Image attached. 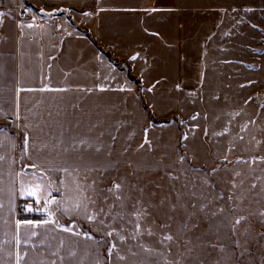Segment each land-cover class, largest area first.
<instances>
[{
    "label": "crops",
    "instance_id": "1",
    "mask_svg": "<svg viewBox=\"0 0 264 264\" xmlns=\"http://www.w3.org/2000/svg\"><path fill=\"white\" fill-rule=\"evenodd\" d=\"M23 7L32 15H19ZM60 8L68 11L39 14ZM238 20L249 27L234 31ZM249 33L252 44L244 43ZM263 45L264 0H0V264H16L17 252L20 264H105L107 216L120 210L106 214L114 197L105 189L113 182L152 183L154 170L176 167L195 82H229V65L249 63L229 54L262 55ZM137 82L153 117L174 118L170 123L151 121ZM81 140L94 147L64 151ZM32 165L47 176L25 172ZM77 179L82 186L96 182L95 203L86 201L87 213L64 214ZM37 183L45 220L22 221L19 201L37 202L25 190ZM55 198L61 203L43 211L45 199ZM121 227L119 219L113 229Z\"/></svg>",
    "mask_w": 264,
    "mask_h": 264
},
{
    "label": "rangeland",
    "instance_id": "2",
    "mask_svg": "<svg viewBox=\"0 0 264 264\" xmlns=\"http://www.w3.org/2000/svg\"><path fill=\"white\" fill-rule=\"evenodd\" d=\"M239 21L233 24L236 32H240L244 25ZM244 26L249 27L247 23ZM250 34L244 38V43H254L256 39ZM232 57L249 60V63L229 65V82H195L188 92L186 107L189 115L180 129L179 155L183 159L179 164L168 171L154 170L152 183L143 180L122 183L125 213L133 211V201L141 200L152 214L146 225L151 226L157 238L164 234L178 238L171 242L172 256H168L166 246L156 243V238L142 236L139 243L163 252L164 256L149 255L133 247L138 253L133 257L127 249L137 241L122 244L118 237L106 235L105 264H165V257L184 264L182 257L188 254V249H191L192 256L199 258L192 264H264V216L260 215L264 212V52L262 55L229 54V58ZM222 159L228 162L221 163ZM171 176L179 179L173 180ZM185 184L187 189L183 188ZM135 188L143 189V194ZM192 191L196 193L198 207L189 223L198 227L190 230L183 226L188 213L173 214L170 205L176 202L177 192L186 201L184 193ZM128 195H131V201L127 199ZM221 196L224 199H220ZM34 202L40 209L39 203ZM202 206L203 211H200ZM221 208L224 209L222 213L219 212ZM118 209L120 212L117 205ZM191 211L189 208L188 212ZM213 212L217 215L212 216ZM170 216L173 218L169 219ZM241 216L247 220L237 225L233 234L232 225ZM114 217L116 214L107 216L106 225L111 228L106 233L119 222V218ZM128 221L127 216L120 220L122 227L127 228L122 235L127 236L132 230ZM161 224H171L172 227L161 228ZM146 225L142 222V227ZM234 241H238L240 247ZM113 243L117 248L109 256L108 249ZM209 244L224 246V252L208 247ZM240 253L244 254L241 256ZM117 254L125 255L127 259L118 260Z\"/></svg>",
    "mask_w": 264,
    "mask_h": 264
},
{
    "label": "snow or ice",
    "instance_id": "3",
    "mask_svg": "<svg viewBox=\"0 0 264 264\" xmlns=\"http://www.w3.org/2000/svg\"><path fill=\"white\" fill-rule=\"evenodd\" d=\"M40 11H44L43 9H41ZM63 11H68V9H63ZM47 15H52V13H46ZM23 27V26H21ZM27 27H32L31 24L27 25ZM136 57H132V59H135ZM42 91L44 90H49L47 88L45 89H41ZM102 91L104 89H101ZM124 90V89H121ZM152 89H149V91H151ZM147 131V130H146ZM100 136H103V132L100 133ZM99 139V138H98ZM111 139L115 140V137H112ZM28 143V137L27 135L25 136V145H27ZM145 143H149L150 142L147 140V137H145ZM78 144H87L86 141H75L72 144H70L69 146L65 147L64 151L68 152L71 151L73 153L78 152L79 149L77 147ZM88 147H94L93 145L87 144ZM141 148L144 147L143 144L140 145ZM95 152L100 153L102 152V147H95ZM110 154V153H109ZM4 157L0 156V160H3ZM183 159V158H181ZM32 167H37L36 165H32ZM94 170V169H93ZM64 172L68 173V175H72V172H70L67 168L63 169ZM73 171L78 172L79 169H73ZM237 176L239 175V173L236 174ZM87 177H85L86 179ZM171 179L173 180H178L179 177L177 176H171ZM75 183V191L77 193V196L74 198H69V201L71 203V206H68V202H66L63 205V212L64 214H68L70 211H79L81 208L84 209L85 213H87V202L90 203H95L94 200H92L91 198V192H94V185H95V181L92 182V184L89 185H84L82 186L78 179L74 181ZM190 183H192V181H190ZM204 183H207V181L205 180ZM233 187H236V184L233 183ZM253 188L256 187L255 184L252 185ZM42 185L37 183L34 186H30L28 187L26 190L27 194L29 196H37V193L41 190ZM184 189L188 188V185L185 184L183 186ZM105 191L109 192L113 197H114V204L112 207L115 206H119L121 208L120 212L116 213V217L114 218H119L120 220H124L125 216H127L129 218V223L132 225V230L131 232L128 233V235H122L121 233L123 232H127V228L126 227H121L119 231H117L116 229H113L111 231H108L106 233L107 236L109 237H113L116 236L118 237L120 243L125 244L128 243L129 240L131 241H137L136 245L130 246L128 247L127 251L131 254V256L135 257L138 255V253L136 251H133V247H138L142 252L147 253L149 255H154V256H164L163 252H160L156 249H154L153 247H150L144 243H139V238L142 236H148V237H152V238H156V243L162 246H166L168 249V256L171 257L172 256V249H171V242L177 241V237H174L171 234H164L162 236V238H157V234L156 232H154L150 227L144 226L142 227V222H144L146 224L147 220L151 217V212L148 210V207L145 206L143 204V202L141 200H136L133 201L132 203V208L133 211L129 212V213H125L123 211V209L125 208V205L123 203L124 199H125V194H124V190H123V185L121 183H115L113 182L112 186L105 189ZM136 191H138L141 195L143 194V189H136ZM51 194L49 193V196ZM184 195L187 196V200H183L182 199V195L181 193L177 192L176 193V202L172 203L170 205V212L173 214H178L181 211L187 212L188 213V219L184 221L183 226L186 228H189L190 230L198 227V225H194L189 223V220L191 219V217L196 215V209L198 207L197 203L195 202V198H196V193L194 191L192 192H186L184 193ZM128 200H132L131 195L127 196ZM220 199H224L223 196L220 197ZM37 203H39V197L37 196ZM53 203L56 204H60V201H56L54 199H45V207L44 209H42L45 212H48V205H51ZM163 203V201H162ZM0 207H2V205H0ZM191 208L193 211L188 212V209ZM29 211H31V207H29L28 209ZM101 212H104L105 210L102 208L100 209ZM112 208H109V212L106 214L111 213ZM200 211H203V206L200 208ZM224 209H219V212H223ZM49 215L51 216L52 213H49ZM212 216H216L217 213L213 212L211 213ZM261 216H264V212H262L260 214ZM89 221H92L95 219V214H89L86 217ZM173 217L170 216L169 219H172ZM247 217H239L235 220L234 224L232 225V232L233 234L236 233V226L240 225L242 223V221H246ZM55 223V221H44V223ZM153 223H155V221H152ZM28 224H32V222H27ZM101 223H103V221H101ZM17 229L20 228L21 226V222L17 221ZM33 227H36L38 225H32ZM59 226V225H58ZM63 231L66 232H71V234L73 235H84L87 239H92V237L90 235H88L87 233H79V232H73L71 228H67V227H62ZM159 227L161 228H171L172 225L171 224H161ZM211 227V225H210ZM33 236L36 235L35 232L32 233ZM197 239H199V237H197ZM16 243L17 245H19L21 243V241L19 240V238L16 239ZM234 243H236L237 247H240L239 242L238 241H234ZM186 247V245H185ZM208 247H211L214 250H218L219 252L223 253L224 252V246L222 245H216V244H209ZM117 248V245L115 243H113L109 249H108V255L111 256L113 253V250H115ZM188 254L183 256L182 259L184 261V264H192L193 260H198V257H194L191 255V249L187 250ZM244 253H240V255L242 256ZM26 255V253L24 254ZM53 256H57L58 253H52ZM71 255H75V253H71ZM22 255L17 252L16 253V264H20V260L22 259ZM62 259V258H61ZM117 259L120 261H124L127 259V257L125 255H119L117 254ZM230 259V258H229ZM237 259H239V257H237ZM41 264H43V262H41ZM52 264H56L55 260L52 261ZM165 264H180V260H176V259H169L168 257H165ZM217 264H219V262H217Z\"/></svg>",
    "mask_w": 264,
    "mask_h": 264
},
{
    "label": "trees",
    "instance_id": "4",
    "mask_svg": "<svg viewBox=\"0 0 264 264\" xmlns=\"http://www.w3.org/2000/svg\"><path fill=\"white\" fill-rule=\"evenodd\" d=\"M27 5H28V6H31V4H27ZM94 43H95V45L98 47V49H99L103 54H105V55L109 58V60L111 61V63H113L115 66L119 67L121 70H124V68H123L122 65L119 63L118 60L113 59L112 56H111L108 52H106V51L103 49V47H101L100 45H98L96 42H94ZM129 77H130L131 79H133V80H136V78L131 74L130 71H129ZM136 81H137V80H136ZM137 83H138V85H139V88H138V94H139V96L141 97V100H142V104H143L144 109L149 113V116H150L151 121H152L153 123H156V124L170 123L171 120L174 119V118H170V119H167V120H160V121H157V120L153 117V115H152V111H151L150 107L148 106V104L146 103L145 99H144L143 96H142V88H143V87H142V85H141L140 82H137ZM44 175H46V174H44ZM46 176H47V175H46ZM20 219H21L22 221H24V220H30V221H41V220H45V216H43V215H41V214H22V215L20 216ZM71 223H73V221H71V220H67V221H66V224H71Z\"/></svg>",
    "mask_w": 264,
    "mask_h": 264
},
{
    "label": "built area",
    "instance_id": "5",
    "mask_svg": "<svg viewBox=\"0 0 264 264\" xmlns=\"http://www.w3.org/2000/svg\"><path fill=\"white\" fill-rule=\"evenodd\" d=\"M19 15L31 16L32 11L28 7H23L22 9H20ZM20 204H21V208H20L21 215L22 214H39L40 209L34 201L24 199V200H21ZM29 207H31L32 209L31 211L28 210Z\"/></svg>",
    "mask_w": 264,
    "mask_h": 264
},
{
    "label": "water",
    "instance_id": "6",
    "mask_svg": "<svg viewBox=\"0 0 264 264\" xmlns=\"http://www.w3.org/2000/svg\"><path fill=\"white\" fill-rule=\"evenodd\" d=\"M64 8H60V9H56V10H52V11H40L39 14L43 17H47V18H53L55 16H59L62 15L64 13L63 11ZM46 13H52V15H47ZM221 163H227L228 160L227 159H222L220 160ZM25 172L27 173H36L38 175H44L42 172H40L37 168L35 167H26L25 168ZM55 200L57 201V198H55ZM54 205H57L56 203H54Z\"/></svg>",
    "mask_w": 264,
    "mask_h": 264
}]
</instances>
